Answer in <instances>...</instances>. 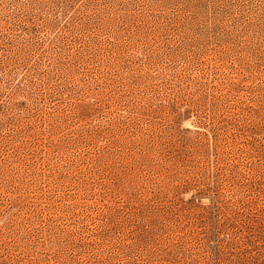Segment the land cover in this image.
<instances>
[{
    "label": "rangeland",
    "instance_id": "rangeland-1",
    "mask_svg": "<svg viewBox=\"0 0 264 264\" xmlns=\"http://www.w3.org/2000/svg\"><path fill=\"white\" fill-rule=\"evenodd\" d=\"M0 264H264V0H0Z\"/></svg>",
    "mask_w": 264,
    "mask_h": 264
}]
</instances>
